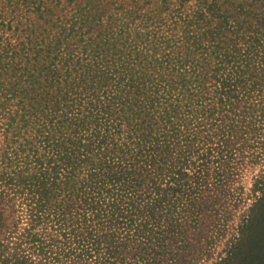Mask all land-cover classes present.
<instances>
[{"label": "trees", "instance_id": "1", "mask_svg": "<svg viewBox=\"0 0 264 264\" xmlns=\"http://www.w3.org/2000/svg\"><path fill=\"white\" fill-rule=\"evenodd\" d=\"M123 1L0 0V264H194L264 151V0Z\"/></svg>", "mask_w": 264, "mask_h": 264}, {"label": "rangeland", "instance_id": "2", "mask_svg": "<svg viewBox=\"0 0 264 264\" xmlns=\"http://www.w3.org/2000/svg\"><path fill=\"white\" fill-rule=\"evenodd\" d=\"M161 2L147 5L145 0H124L121 12L149 13ZM259 143H251L250 149L255 156L247 155L246 162L239 166L237 176L227 189V203L220 208L222 219L214 222L215 227L209 226L208 220L202 233L196 235V241L202 246L191 250V255L194 253L196 257L194 264H216L221 257H226V248L232 243L234 249L222 264H264V187L257 188L256 185L257 179L264 178V151H259ZM246 218L248 221L243 226Z\"/></svg>", "mask_w": 264, "mask_h": 264}]
</instances>
